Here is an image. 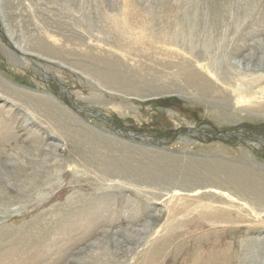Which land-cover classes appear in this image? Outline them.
I'll return each instance as SVG.
<instances>
[{"label":"rangeland","instance_id":"1","mask_svg":"<svg viewBox=\"0 0 264 264\" xmlns=\"http://www.w3.org/2000/svg\"><path fill=\"white\" fill-rule=\"evenodd\" d=\"M0 264H264V0H0Z\"/></svg>","mask_w":264,"mask_h":264},{"label":"bare ground","instance_id":"2","mask_svg":"<svg viewBox=\"0 0 264 264\" xmlns=\"http://www.w3.org/2000/svg\"><path fill=\"white\" fill-rule=\"evenodd\" d=\"M41 43V42H40ZM16 45V44H15Z\"/></svg>","mask_w":264,"mask_h":264}]
</instances>
